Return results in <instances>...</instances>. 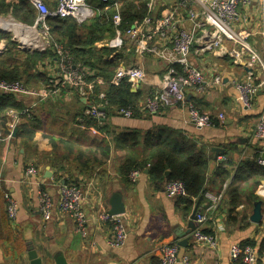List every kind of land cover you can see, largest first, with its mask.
Returning <instances> with one entry per match:
<instances>
[{
	"label": "crops",
	"instance_id": "obj_1",
	"mask_svg": "<svg viewBox=\"0 0 264 264\" xmlns=\"http://www.w3.org/2000/svg\"><path fill=\"white\" fill-rule=\"evenodd\" d=\"M6 2L18 4L19 0ZM239 15L236 30L249 34L248 44L264 61V3L240 8ZM6 16L11 18L10 14ZM184 25L187 28L191 26L187 21H184ZM6 31L23 37L25 46L30 47L35 43L33 39L36 37L31 31L29 33L24 30L26 32L21 34L11 29ZM122 41L117 49L109 47L107 41L104 44V41L96 43L94 47L96 50L108 48L111 53L106 60L112 64L119 61L118 66H133L143 70V81L137 89L132 88L133 92L141 95L137 106L148 95L161 90L168 66L151 55L136 52L128 44L121 47ZM7 45L6 40L0 36V57L6 53ZM224 45L228 50L233 47L229 42H224ZM121 49L123 55L120 58ZM194 50H191L188 60L203 71L205 82L202 91L191 90L186 100L201 113L214 118L223 115L222 122L201 130L189 124L186 108L163 93L164 106L157 115L138 112L134 117L126 119L112 111L105 115L104 107L101 108L104 119L98 124L100 129L86 125L82 128L78 122L81 113L89 106L102 105L101 98L107 85H98L92 89L85 86L84 96L76 87L60 85L59 95L53 97L50 94L36 95L49 90V86L38 89L37 81H33L31 87L37 88L32 90L36 93L34 95L0 96L3 135L0 142V264H31L28 258L30 246L38 254L40 264H160L157 248L171 244L178 245L179 256L188 257L186 264H231L232 246H242L246 242L256 245V249L260 246L264 240V166H258L256 162H264V141L257 139L253 131L257 119L264 111V84H261L264 72L255 66L248 67L247 55L240 62H235L229 55L220 58ZM12 59L21 65L19 70L22 72L24 58L14 54ZM36 69L38 73L47 76H58L59 72L57 63L45 60L37 64ZM109 71L108 78L114 75L113 67ZM33 75L34 71L30 68L24 73V78L31 79ZM215 75L221 78L220 84H212ZM97 79L102 81L100 77ZM237 81L261 84L249 109H243L237 102L233 86V82ZM87 82L92 84V81ZM9 110L29 111L31 118L21 114L18 122L10 129L8 126L11 119L5 117ZM27 124L35 130L31 139L24 137L22 126ZM91 129L96 130L95 135ZM46 135L106 143L110 152L107 159L98 156L101 164L80 171L72 157H67L63 150L52 149ZM160 136L175 141L178 147L193 145L207 159L204 189L206 193L222 194L223 197L217 207L209 212H206L209 201L201 198L198 211L206 213L208 220L199 226L195 221L193 224L203 233L216 238L214 249L194 242V230L189 233L191 240L185 248L178 244L175 232L187 229L197 201L189 210L184 205H178L176 198L166 195L163 182H154L150 178L148 169L143 170L133 183L121 173V156L125 147L120 140L123 137L134 138L142 144L146 138L157 140ZM31 165L38 170L36 178L25 176V169ZM223 171H226L228 178L219 191L214 179ZM46 173L50 176L47 177ZM66 181L84 190L89 184L92 185L87 200L82 204L88 220L86 238L76 233L71 218L62 216L56 209L59 186ZM39 192H46L54 202L52 216L48 221L42 220L38 210ZM230 193L235 196L233 202H238V206L233 209L230 206ZM114 195L124 207L122 215L128 228L126 242L116 249L108 245L111 239L109 227L100 226L94 221L101 209L110 210V200ZM8 196L18 205L14 222L9 221L6 215ZM258 202L261 204V220L253 223L251 217ZM176 264L184 263L179 261ZM256 264H264V252L258 254Z\"/></svg>",
	"mask_w": 264,
	"mask_h": 264
},
{
	"label": "built area",
	"instance_id": "obj_2",
	"mask_svg": "<svg viewBox=\"0 0 264 264\" xmlns=\"http://www.w3.org/2000/svg\"><path fill=\"white\" fill-rule=\"evenodd\" d=\"M188 1V0H187ZM30 6L36 12L37 25L41 29L43 40L48 44L47 25L48 18H72L78 23H82L94 16V10L86 0H54L55 5L49 9L43 0H27ZM103 11L114 9L115 13L110 17V21L115 28V35L109 40L108 46L114 49L120 47L122 39L127 41L130 47L142 55H151L158 61L167 64L168 68L164 77L161 90L154 91L147 96L140 104H137L138 112L149 115H157L164 106L162 93L171 97L176 103L187 110L189 124L195 129L201 130L214 126V121L222 122L223 115L219 114L216 118L201 113L192 103L187 102V94L191 90L202 91L205 82L203 71L194 66L188 60L192 49L198 53H209L217 57L229 55L235 62H240L244 55H247L248 67H258L264 72V61L248 44L249 34L243 31H237L236 26L239 21V9L246 8L252 4H263L264 0H189L188 3L178 2L171 7H163L159 13L154 14L152 1L147 4L148 14L140 23L129 27L124 35H121L119 26L121 25V16L119 13V4L116 0H99ZM154 14V15H153ZM184 21L190 22V28L184 25ZM264 31V22H263ZM29 36L27 35L26 39ZM38 38V34H37ZM225 43L233 44L228 50ZM58 47L56 50L55 48ZM54 50L58 57L68 58V51L60 46H55ZM69 59V58H68ZM57 73L58 76H51L49 90H43L42 93H33L19 81H9L0 79V93L10 95H52L57 97L60 93L58 86L69 84L76 87L82 95H85L84 89L87 86L93 88L94 82L88 84L86 73L78 66L64 67L59 60ZM180 72V73H179ZM144 72L142 69L133 66L120 65L116 68L109 84L118 86L122 81H127L133 89H137L139 83L143 81ZM98 85H104L103 81L96 79ZM221 83V78L215 75L212 84ZM261 84H264V80ZM250 81L233 82L236 91L237 102L243 109H249L254 96L260 85ZM21 114L30 116L29 111L18 113L14 110L6 112L5 116L11 119L8 128L12 129L19 120ZM118 115L130 119L134 116V109H118ZM95 119L100 123L104 119L101 108L95 105L89 106L84 110L79 119V125L85 128V122L88 119ZM90 129V128H89ZM92 134L96 130L91 129ZM253 135L264 141V111L255 123ZM2 130L0 127V142L2 141ZM258 166H264V162L258 160ZM141 174V171L134 170L129 173L128 180L135 182ZM39 173L35 166H29L25 169L27 178H36ZM92 185L87 189H81L76 186L60 185L59 199L56 209L62 216L71 218L77 234L81 238L87 237L88 220L83 213L82 204L87 200ZM164 190L169 198H179L184 194V184L179 181H171L165 184ZM222 194L212 195L204 194V198L209 201L206 212L213 210L221 202ZM53 199L46 192L38 194V210L43 221L51 219L53 211ZM18 205L11 197L6 198V215L9 221L14 222L17 218ZM208 220L206 213L197 211L195 224L201 225ZM94 221L100 226H107L111 231V239L108 245L113 248H120L126 242L128 237V228L123 215H111L109 211L101 209L94 217ZM192 239L198 244L214 249L217 245L216 238L212 235L203 233L199 228L192 232ZM160 264H176L179 261L186 264L187 256H179V247L177 244L163 245L157 248ZM258 257L254 248L251 246L241 247L234 245L230 249L231 264H237L239 260L243 264H256Z\"/></svg>",
	"mask_w": 264,
	"mask_h": 264
},
{
	"label": "trees",
	"instance_id": "obj_3",
	"mask_svg": "<svg viewBox=\"0 0 264 264\" xmlns=\"http://www.w3.org/2000/svg\"><path fill=\"white\" fill-rule=\"evenodd\" d=\"M116 1L119 4L121 16V25L118 29L121 35H124L129 27L140 23L143 17L146 16L148 13L147 4L150 0ZM45 2L49 9H52L55 5L54 0H45ZM162 8H158L156 12L159 13ZM114 13V9L101 10L92 18L82 23H78L72 18H48L47 25L49 27L52 47H49V50L44 54H23L26 59L25 61L28 62L29 60V66L27 67L22 61L24 70L20 72L19 68L21 65H17L14 59H12V55L16 53L14 43L8 42L6 53L0 57V79L19 81L29 90H36V87L38 89L45 88L46 86L50 88L51 76L38 73L39 71L36 69V66L44 60L57 63L54 57L56 55L53 45H58L68 51V58L73 59L74 64L78 63L82 67L83 71L87 74L86 81L94 82L93 88L98 86L96 79L99 77L102 78L104 85H107V89L103 91L104 96L101 98L102 103L100 104L102 105L96 104L95 106H101L102 109L104 107L105 115L110 111L118 115V109L132 108L134 109L135 116V114H138L136 103L141 97L140 93L133 92L131 84L127 81H122L118 86L109 84L110 79L113 77L108 78L110 76L109 69L113 67L115 72L119 61L112 64L106 60L111 53L108 48L96 50L94 47L96 43L107 41L114 37L115 28L110 21V17ZM8 14H11L16 21L24 24H32L36 18V12L27 0H19L18 4H9L6 0H0V15L6 16ZM1 37L2 39H7L8 36L1 35ZM122 40L121 47L127 44V41ZM122 55L123 50L121 49L120 58ZM30 68L33 69L35 75L31 79H28V77L25 79L24 73H27ZM33 81H37L36 89L31 87ZM96 94H98V91H96ZM0 96L8 95L0 93ZM23 111L17 112L22 113ZM81 114L83 115V113ZM29 118H31V114ZM98 124L99 122L93 118L85 122L86 126H97L100 129ZM217 124L218 121L215 120L214 126ZM30 126L29 124L22 126L24 137L28 139H31L35 133L34 128ZM45 137L48 139L52 149L56 151L63 150L67 157H72L78 164L77 169H80V171H87L93 165L101 164V159L99 160L98 156L107 159L110 152L109 146L106 143L83 142L79 139L55 137L53 135H46ZM128 139L123 137L120 140L125 147L123 148L124 154L121 156V173L127 179L131 171L139 170L142 172L148 169V175L154 182L166 184L171 181H179L184 184L185 190L183 196L176 198L178 205H184L189 210L198 199H203L206 193L204 186L206 182L207 159L193 145L178 147L175 141L161 136L157 140L153 137L146 138L142 144H139L134 138ZM60 170L63 171V168H60ZM166 170L169 171L168 176H165ZM227 178L228 174L226 171H223L214 179V184L219 187V191L222 189ZM63 184L79 187L73 182L66 181ZM229 196L232 198L230 206L233 209L238 206V202H233L235 198L233 193H230ZM245 246H251L256 249V245L249 242L242 244L241 247ZM257 249L255 251L258 257L259 253L262 254L264 252V240ZM237 263L242 264L241 260Z\"/></svg>",
	"mask_w": 264,
	"mask_h": 264
},
{
	"label": "rangeland",
	"instance_id": "obj_4",
	"mask_svg": "<svg viewBox=\"0 0 264 264\" xmlns=\"http://www.w3.org/2000/svg\"><path fill=\"white\" fill-rule=\"evenodd\" d=\"M45 2V0H43ZM152 1L153 3V6H154V14L156 13V11L158 10V8H162V7H171L173 6L174 4L178 3V2H183V3H188L189 0H150ZM87 4L94 8V9H98L99 11L97 10H94V15L98 12H100L102 9V6H100V2L99 0H86ZM46 3V2H45ZM137 3L139 4V2L137 1ZM47 4V3H46ZM148 9V8H147ZM148 14V13H147ZM146 14V16H147ZM153 14V15H154ZM9 15V14H8ZM146 16H144L143 18H145ZM10 17L9 18L8 16H3V15H0V18H3L5 19L6 21H10L12 23H15V24H19V25H25L27 28H35L36 30V33L38 34V38H37V42H35L32 46L28 47V46H25V44L23 43L22 39L23 37H17L13 32H2L0 31V36L1 35H5V36H8L6 40V43L8 44V42H13L14 44V47H15V50H16V55H19L21 56L22 58H24L23 54L25 53H29V54H33V53H40V54H44L46 53L48 50H49V47H52L51 45V36L49 34V31H48V38H47V41H48V44H45V40H43V37H42V33H41V29L35 25V21H36V18L34 20V22L32 24H24V23H21V22H18L16 21L10 14ZM92 18V17H91ZM89 20V19H88ZM87 21V20H86ZM15 36V38H13ZM28 40V39H27ZM109 40H107V43L108 44ZM98 43H102V42H98ZM105 43V41L103 42V44ZM55 46H58V45H53V49L55 48ZM22 47V49H21ZM61 47V46H60ZM58 47L55 48V50L57 49ZM63 48V47H62ZM21 49V50H20ZM65 49V48H64ZM68 54V53H67ZM56 56L55 59L56 61L59 63V60L61 61V64L64 66V67H69V66H78L79 69L81 70L82 67L78 64V63H73V59H68L66 57L64 58H61V57H58L57 54L55 53ZM13 56V55H12ZM70 58H72L70 55H69ZM26 59L24 58L23 59V62L26 64V66L28 67L29 65V60L28 62L25 61ZM101 107V106H100ZM98 107V108H100ZM102 108V107H101Z\"/></svg>",
	"mask_w": 264,
	"mask_h": 264
},
{
	"label": "water",
	"instance_id": "obj_5",
	"mask_svg": "<svg viewBox=\"0 0 264 264\" xmlns=\"http://www.w3.org/2000/svg\"><path fill=\"white\" fill-rule=\"evenodd\" d=\"M0 31L8 32V31L2 30V29H0ZM16 131L17 130H15L14 135H15ZM214 151H217V150H214ZM45 175L47 177L50 176L49 173H46ZM168 175H169V171L166 170L165 176H168ZM200 200H201V198L197 200V202H196V204H195V206L191 212L190 221L188 223L187 229L185 231L179 230V231L175 232V235L179 239L178 244L180 247L185 248L187 246V243L191 240L189 233L191 232V230H194V228H195V225L193 223L196 220V213H197L199 205H200ZM110 206H111V208L109 210V213L111 215H122L125 211L123 205L119 202V199L116 195H114L112 197V199L110 200ZM260 207H261V204L259 202L256 203L254 211H253V215L251 217V221L253 223H259L261 220ZM28 258H29L31 264H40V260L38 259L39 258L38 254L36 253V251L31 246L28 249ZM57 264H64V263L58 262Z\"/></svg>",
	"mask_w": 264,
	"mask_h": 264
},
{
	"label": "bare ground",
	"instance_id": "obj_6",
	"mask_svg": "<svg viewBox=\"0 0 264 264\" xmlns=\"http://www.w3.org/2000/svg\"><path fill=\"white\" fill-rule=\"evenodd\" d=\"M14 27H16L17 30H16ZM0 28L6 29V30H7V29L15 30V32H17V33H19V34H21L22 32H26V31H24V30L29 31V33H30V31H31V34H33L34 37H36L35 39H33V40L36 42V39H37V33H36L35 28H31V29H29V28H26V27H24V26H20V25H18V24L12 23V22H10V21H6L5 19L0 20ZM34 30H35V31H34ZM16 35H17V34H16ZM18 37H19V36H18ZM30 42H31V41H30Z\"/></svg>",
	"mask_w": 264,
	"mask_h": 264
}]
</instances>
